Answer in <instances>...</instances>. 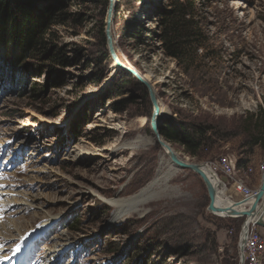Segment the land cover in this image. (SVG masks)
Segmentation results:
<instances>
[{"label": "rangeland", "instance_id": "rangeland-1", "mask_svg": "<svg viewBox=\"0 0 264 264\" xmlns=\"http://www.w3.org/2000/svg\"><path fill=\"white\" fill-rule=\"evenodd\" d=\"M178 2L184 0H117V54L156 82L162 122L207 130L194 134L201 142L195 154L167 141L179 158L204 164L235 154L238 176L257 189L264 148L251 146L245 118L264 106V0H193L183 24L187 35L172 53L164 40L171 19L165 11L176 12ZM30 4L50 6L51 19L60 23L47 32L41 52L18 64L23 68L16 84L0 78L1 184L17 196L0 223L4 235L21 229L9 238L7 255L20 248L33 221L42 226V209L58 218L33 245L44 250L55 236L75 238L59 264H240L244 218L208 211L207 190L196 173L170 164L169 180L149 185L158 175L161 150L156 143L138 144L137 137L152 136V105L146 87L110 57L104 0ZM97 112L102 116L95 118ZM75 145L91 154L68 159ZM115 145L124 149L111 155ZM218 178L225 195H236L231 180ZM142 189L137 212L113 221L111 200L125 201ZM37 194L41 207L27 209ZM254 228L264 238V227Z\"/></svg>", "mask_w": 264, "mask_h": 264}, {"label": "trees", "instance_id": "trees-1", "mask_svg": "<svg viewBox=\"0 0 264 264\" xmlns=\"http://www.w3.org/2000/svg\"><path fill=\"white\" fill-rule=\"evenodd\" d=\"M32 1H21L30 6L27 7L16 5L14 0H0V78L8 83L9 80L14 84L19 81L23 67L18 64L30 55L41 52L42 41L47 32L52 25L60 23L51 19L50 6L34 9L30 4ZM104 5L108 8V0H104ZM191 6L193 7V0H184L176 4V12L165 11L167 18L170 15L171 19L164 33V40L168 44V49L171 50L173 47L172 53L179 49L178 46L187 35L183 24L186 22V14L191 13L188 10ZM142 90L145 98L146 90L145 88ZM245 119L250 129L249 133H252L251 146L259 145L264 148V106H259L256 113H250ZM159 131L168 142H180L189 153L195 154L201 142L196 141L194 134H201L207 130H203L200 126L187 127L182 122H162ZM239 166H241L240 162H238Z\"/></svg>", "mask_w": 264, "mask_h": 264}, {"label": "bare ground", "instance_id": "bare-ground-1", "mask_svg": "<svg viewBox=\"0 0 264 264\" xmlns=\"http://www.w3.org/2000/svg\"><path fill=\"white\" fill-rule=\"evenodd\" d=\"M113 1L115 3V6H116L117 0H113ZM112 24H113V22H112ZM111 34L113 36V42H114V46H115L116 42H115L114 35H113V32H112V26H111ZM115 52L117 54L116 47H115ZM117 57L119 58L118 54H117ZM119 60H120V58H119ZM129 67H131V66H129ZM131 68L134 69L133 67H131ZM136 72L147 83H149L152 88L154 87L156 82H152V80L150 79L149 75L139 73L138 71H136ZM153 90H154V88H153ZM161 114H162V112H161ZM111 115L112 116L110 117V121H112L111 119L113 117V114H111ZM100 116H102L101 113L97 112V114L95 115V118H98ZM90 127H92V125L88 124L86 126V129H89ZM119 127L120 126H118V127L117 126H113L111 128L114 131H117L119 129ZM164 141L165 140H164L163 137H161L159 139V141H157L155 139V137L153 136V134H152L151 137H145V136L144 137L143 136H138L137 137V143L138 144L151 145V144H155L156 143V144H158L160 146V150L161 151H160V156H159L158 175H157L155 181L151 182L149 185L160 183V182H162V180H163V183H165V181L169 180L168 178L172 174L171 171H170L171 165H172L173 169L178 168L170 159V150H169V148L164 146L163 144H161V142H164ZM169 147L171 148L170 145H169ZM122 149H124L123 145L122 146L115 145L113 148H111L108 151H110V153L112 155V154H116L117 152H120ZM172 151H173V149H172ZM86 154H91V150H89V149H87V148H85L84 146H81V145H75L74 151L68 152V159H71L72 161H75V160L79 159L81 155H86ZM181 160H183L184 162H188L187 158H184V159L182 158ZM202 169L205 171V173L208 176H210L211 182L213 184H215V186H217V191H218L217 200H216L217 204L218 205H223V206H226V205L230 204L232 202V199H230V197L228 195H225V192H226L225 187L223 186V184H222L221 180L218 178V176H215L211 172V169L209 168V166L207 167L206 165L202 164ZM2 187H3V185L1 184V188ZM145 190L146 189L142 190L140 193L136 194L133 197H130L129 199H127L125 201H119V200H113L112 201L111 200L110 203L113 204L114 206H116V213L114 214V216L112 218L113 221H118L120 218H122V216L127 215V214H131L132 213L131 211H133V210H135L137 212L138 207L141 206L143 204V202H144L145 198L143 196H144V194L146 192ZM1 195L3 196V199L0 202V213L4 211V208L6 210L10 209V207L15 202H17V196H16L15 192L12 191L11 189L10 190L0 189V196ZM38 195L39 194H37L35 196H32L31 198H29V200H27V204H28V208L27 209L33 208L34 206H37L38 208L41 207V205H39V203L37 202ZM123 204L126 205L125 210H123V208L121 207ZM32 213H34L35 215L36 214L38 215L37 212H32ZM41 213L44 214V216L47 215L46 217H43V219L41 220L42 221V223H40L42 225V226H40L41 228L40 227L37 228L38 224L36 223V221H33L32 223L35 225V228L30 229L25 234L26 237L25 238L23 237L22 238L23 241H20L21 242L20 247L22 245H25L29 241V239H31V238L38 239V238H40V236H43L48 230L47 229V230L44 231V229H46V227L49 225V223H52L56 218H58L57 216H48V215H51L50 214L51 211H48V210H42L41 209ZM3 214H5V213L3 212V213L0 214V218H3L2 217ZM215 214H217L219 216H226L225 213H215ZM260 214H261V216H264V206L261 209ZM255 216H258V215H255ZM4 223H5L4 221L0 223V246H4L6 248L0 250V264H12V263H10L7 260V256H8L7 255L8 242L10 241L9 238L19 236V234H21L19 232L21 229H18V227L16 229L13 228L15 230L14 232H16V233H14V232L13 233H7L6 235H4L3 232L6 230V227H2ZM13 223L16 225V224H19L20 222L13 221ZM10 226H12V224H9L8 229L10 228ZM23 227H28V226L27 225L25 226V224H23ZM9 230H11V229H9ZM248 230H249V228L246 227V224L245 223L242 224L241 231H240V238L241 239H244L246 237ZM74 239L68 233L67 234H61L60 236H55L52 239L50 244H46V248L43 250V256L41 258L40 264H59L61 259L63 258V255L66 254V250L70 246H72ZM21 262H22V264H29L28 261H21Z\"/></svg>", "mask_w": 264, "mask_h": 264}, {"label": "water", "instance_id": "water-1", "mask_svg": "<svg viewBox=\"0 0 264 264\" xmlns=\"http://www.w3.org/2000/svg\"><path fill=\"white\" fill-rule=\"evenodd\" d=\"M115 9V3L113 0H108V8H107V18H106V26H105V37L107 42L108 52L116 64L118 69L124 70L128 74L132 75L139 83L146 87L150 99V103L152 105V114L150 118V128L153 136L157 141L161 137L160 134V125L163 121V117L160 110L159 101L157 99L156 93L154 92L153 88L149 83H147L134 69L129 66L124 65L115 52V46L113 42V36L111 34V26L113 22V13ZM165 140V139H164ZM164 146L168 147L170 150V159L171 161L179 168V169H186L193 171L196 173L203 181L208 198L209 203L207 206L208 211L212 213H225L226 216H237L243 217L244 223L248 228L250 220L258 215L255 223L257 226L264 227V219L261 216L260 212L264 206V171L261 174V182L259 187L254 191L253 195L250 198H239L233 199L232 202L226 206L218 205L217 200V186L211 182L210 176H208L205 171L202 169V164L199 163H188L181 160L175 152L169 147L167 140L161 142ZM143 190V189H142ZM249 203V208H243L245 205ZM243 223V224H244Z\"/></svg>", "mask_w": 264, "mask_h": 264}, {"label": "built area", "instance_id": "built-area-1", "mask_svg": "<svg viewBox=\"0 0 264 264\" xmlns=\"http://www.w3.org/2000/svg\"><path fill=\"white\" fill-rule=\"evenodd\" d=\"M208 165L211 172L215 175H221L231 180V187L236 194L240 195V198H250L256 189L251 188L247 183L245 177L238 176L239 168L237 166V157L235 154L226 153L219 156L216 160L204 163ZM257 170L260 174L264 171V163H261ZM252 172V169L249 168ZM229 196V195H228ZM232 200V195L229 196ZM264 199V197H263ZM243 208L248 209L249 203ZM233 219H242L237 216H226ZM257 216L250 220L249 230L244 239L240 238L238 246V255L240 264H264V238L258 230L254 228L255 220ZM264 219V216H263ZM251 225V228H250Z\"/></svg>", "mask_w": 264, "mask_h": 264}, {"label": "crops", "instance_id": "crops-1", "mask_svg": "<svg viewBox=\"0 0 264 264\" xmlns=\"http://www.w3.org/2000/svg\"><path fill=\"white\" fill-rule=\"evenodd\" d=\"M236 196V197H235ZM232 197L234 198V199H239L240 198V195L238 194H236V195H232Z\"/></svg>", "mask_w": 264, "mask_h": 264}]
</instances>
